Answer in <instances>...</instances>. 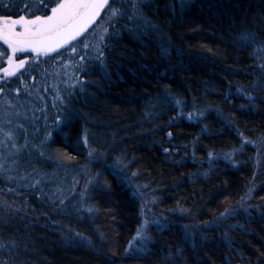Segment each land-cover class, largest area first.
<instances>
[{
    "label": "trees",
    "instance_id": "obj_1",
    "mask_svg": "<svg viewBox=\"0 0 264 264\" xmlns=\"http://www.w3.org/2000/svg\"><path fill=\"white\" fill-rule=\"evenodd\" d=\"M114 6L110 78L94 47L0 71V262L264 264V0Z\"/></svg>",
    "mask_w": 264,
    "mask_h": 264
},
{
    "label": "snow or ice",
    "instance_id": "obj_2",
    "mask_svg": "<svg viewBox=\"0 0 264 264\" xmlns=\"http://www.w3.org/2000/svg\"><path fill=\"white\" fill-rule=\"evenodd\" d=\"M36 3L37 7L33 8L32 0H22L19 10L14 14H10L8 10L14 6L11 0H0V8L4 10V14H0V41L7 46L0 51V59L6 57L8 65L7 67H0V71H3L7 76H11L18 69L24 67L25 59L13 60V57L18 52L31 51L36 53L37 56L41 53L47 55L67 45L68 48L66 50L75 53L79 56V60L85 63L88 59L93 58L89 57L87 50L94 47L96 53L94 59L101 67V74L110 78L104 66L105 49L101 46L105 45L108 27L97 25L91 32H88V29L95 24L101 11L106 6H109L108 23H111V20L118 15H123L120 8L114 6L116 0H113L111 6L109 5V0H36ZM131 7L138 13L140 12L138 5L133 4ZM21 12H26L27 15L21 14ZM14 15L16 18H14ZM86 32L88 34L83 39L77 40L78 37H81ZM241 39L255 42V35L245 32L241 34ZM93 40L96 41L94 45L92 43ZM72 41H77L80 47L85 50L83 54L77 51V47L71 43ZM259 43L260 47H264V42ZM164 51L166 52L167 50L165 49ZM57 55L59 56L60 54L57 53ZM85 63L80 65L81 69L85 66ZM3 79L4 77H0V80ZM4 91L5 88L0 87V93ZM81 91H83V88H81ZM89 135L95 134L90 133L85 128L81 137L83 145H89ZM93 152H95V149L90 147L89 156L93 155ZM113 167L117 172L120 171L118 163L114 164ZM249 192H251V189H249ZM63 203V199H60L59 204L63 205ZM92 210L91 207L87 209L89 212ZM229 214L230 212L226 210L221 215ZM142 233L143 226L137 232V237L141 240L145 238ZM74 236L82 237V233L74 232ZM69 239H72V237H69ZM87 239L88 243L91 244V239ZM4 247L5 244L0 243V248Z\"/></svg>",
    "mask_w": 264,
    "mask_h": 264
},
{
    "label": "water",
    "instance_id": "obj_3",
    "mask_svg": "<svg viewBox=\"0 0 264 264\" xmlns=\"http://www.w3.org/2000/svg\"><path fill=\"white\" fill-rule=\"evenodd\" d=\"M109 1H110V0H109ZM106 7H107V6H106ZM106 7H105V9H106ZM105 9L101 11L100 16L97 18L95 24H93L92 26H90V28L88 29V31H90V30L96 25V23L99 21L100 17L102 16L103 12L105 11ZM86 33H87V32H86ZM86 33H85V34H86ZM85 34H83L81 37H83ZM81 37H78L77 40L80 39ZM73 42H75V41H72L71 43H73ZM65 46H67V45H65ZM65 46H64V47H65ZM64 47H61L60 49H57L56 51L61 50V49L64 48ZM53 52H55V51H53ZM53 52H50V53H53ZM41 54H43V53H41ZM48 54H49V53H48Z\"/></svg>",
    "mask_w": 264,
    "mask_h": 264
},
{
    "label": "rangeland",
    "instance_id": "obj_4",
    "mask_svg": "<svg viewBox=\"0 0 264 264\" xmlns=\"http://www.w3.org/2000/svg\"><path fill=\"white\" fill-rule=\"evenodd\" d=\"M8 153H9V148L6 149V150H5V149L2 150L0 154H2L3 156H5V155L8 154Z\"/></svg>",
    "mask_w": 264,
    "mask_h": 264
}]
</instances>
